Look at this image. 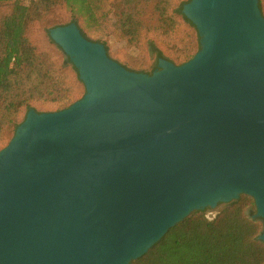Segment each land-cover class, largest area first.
Instances as JSON below:
<instances>
[{
  "label": "water",
  "instance_id": "water-1",
  "mask_svg": "<svg viewBox=\"0 0 264 264\" xmlns=\"http://www.w3.org/2000/svg\"><path fill=\"white\" fill-rule=\"evenodd\" d=\"M200 47L127 69L76 22L49 29L85 93L29 109L0 149V264H130L192 211L254 199L264 240V17L189 0Z\"/></svg>",
  "mask_w": 264,
  "mask_h": 264
},
{
  "label": "trees",
  "instance_id": "trees-1",
  "mask_svg": "<svg viewBox=\"0 0 264 264\" xmlns=\"http://www.w3.org/2000/svg\"><path fill=\"white\" fill-rule=\"evenodd\" d=\"M26 1L0 0V149L9 142L29 109L58 111L83 95L77 69L50 38L49 28L75 21L87 37L86 32L97 29L104 15L105 0H28L30 4ZM188 1L117 0L116 28L134 44L147 41L156 60L168 59L148 35L150 24L143 22L141 15L146 7H152L157 15V38L163 33L174 41L180 25L199 37L195 25L181 11ZM258 6L264 17L261 0ZM58 7L67 10L69 20L60 24L50 22L45 29L46 45L39 47L32 38L36 24L32 21L48 22L49 13ZM198 49L199 43L195 49L188 44L172 54H176L179 65ZM36 104L50 107L38 110ZM249 204L254 205V199L241 194L212 219L205 215L207 208L192 211L130 264H264V240L258 238L260 218L244 213Z\"/></svg>",
  "mask_w": 264,
  "mask_h": 264
},
{
  "label": "rangeland",
  "instance_id": "rangeland-1",
  "mask_svg": "<svg viewBox=\"0 0 264 264\" xmlns=\"http://www.w3.org/2000/svg\"><path fill=\"white\" fill-rule=\"evenodd\" d=\"M35 1L37 0H31V2ZM261 1L262 5L264 6V0ZM31 2L27 0L25 3L30 4ZM103 11L104 15L102 17L100 26L94 30H86L87 37L93 41L102 43L106 48L107 54L127 69L150 74L149 72H152L156 68L158 59H155L154 53L151 51V47L147 41L145 43L134 44L126 36H123L121 33H119L118 29L116 28L118 18L117 0H105L103 4ZM141 19L143 22L150 24V26H148V35H151L156 45L163 50L164 55L168 58L167 60L172 61L174 64H177L178 60L175 59L176 54H172V52L177 50L180 51L188 44H191L194 49L198 46L200 37H197L194 31L185 25H180L177 31V39H174L172 42L170 39H167L163 33H161L160 37L157 38V36H155V33H157L155 31L157 15L153 12L151 6H148L143 10ZM47 20L48 22H40L39 20L32 21L36 23L34 24L32 38L39 47H44L46 45L45 29L50 27L49 23L54 22L56 24H60L67 22L69 20L68 12L64 7L55 8L51 13H49V18ZM61 51L58 50L59 53ZM79 89L81 92L83 91L82 94L85 93L84 85H82ZM36 106L38 110H43L50 107L49 105L42 104H36ZM25 115L23 119L25 118ZM222 203L223 204H219L218 202L214 208L205 207L207 208L205 215L210 219L214 218V216L220 212L228 202ZM244 213L250 218H257L255 216V205H247L244 209ZM257 222L260 223L261 233L262 222L260 219L257 220Z\"/></svg>",
  "mask_w": 264,
  "mask_h": 264
}]
</instances>
